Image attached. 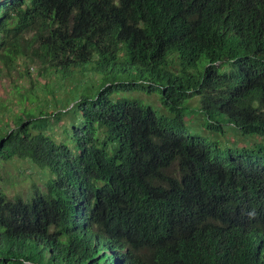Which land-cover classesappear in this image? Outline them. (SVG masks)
<instances>
[{
	"label": "trees",
	"instance_id": "1",
	"mask_svg": "<svg viewBox=\"0 0 264 264\" xmlns=\"http://www.w3.org/2000/svg\"><path fill=\"white\" fill-rule=\"evenodd\" d=\"M29 67L0 112V264H264V0H0V74ZM192 96L253 143L190 133ZM13 159L43 190L6 195Z\"/></svg>",
	"mask_w": 264,
	"mask_h": 264
},
{
	"label": "rangeland",
	"instance_id": "2",
	"mask_svg": "<svg viewBox=\"0 0 264 264\" xmlns=\"http://www.w3.org/2000/svg\"><path fill=\"white\" fill-rule=\"evenodd\" d=\"M32 69V67H29V71L31 73L30 77L25 75L22 77L19 76L17 70H12V76H8L4 72L0 74V112L2 109H4L5 113H3L1 117L7 118L8 121L10 119L9 116L6 115V112L10 114V107L15 109V111L17 110V105L15 102L16 96H14L12 93V87L14 86L16 81L19 87L27 88L29 86V79H35V75L37 74V71ZM21 70L24 71L25 69L21 68ZM86 76L87 74L80 75V78ZM50 78H52V76H50ZM64 79L65 78L60 79V82L63 81L64 86L59 87L58 85H56L53 95L56 96V98L63 100L69 99L70 95L72 94V90L78 88V81L79 84H81V79L79 78ZM120 79L121 77H118V80ZM93 80H97V78L94 77ZM131 95H136V98H142L141 101L144 104L151 106L158 113H166L165 107H163L160 102V94L158 93V91L151 94L140 91V93L134 92ZM44 96H46L48 100L53 99L52 95L50 94L38 93L39 99H44ZM126 96H130V94H126ZM2 103H5L7 107H5ZM35 103L36 102H34L32 105H35ZM32 105H29V107H31ZM187 105L188 108L185 110L186 114L184 120L190 133H198L206 137L208 140L217 139L223 146L240 147L253 143V139L244 137L240 130L235 129L230 125L223 124L222 132L210 130L207 127L208 125L204 115L199 110V100L197 97L192 96L188 98ZM57 108L58 107L54 108L53 106H49L48 111H52L53 109L57 110ZM64 119L65 117L63 116L62 120ZM64 122H66V119L64 120ZM40 124L41 123H39L38 120H35L30 124V127L34 131L43 130ZM45 129L46 132L52 135L57 141L66 140V135L63 133L62 126L54 125L53 128L46 127ZM66 142L69 143L68 141ZM72 145V142H70L69 146ZM1 174L2 188L6 195L9 198H12L14 195H19L23 199L29 198L35 188L43 190V182L47 176L43 169L38 168L37 166L26 160L19 159H13L10 162L5 163L1 169Z\"/></svg>",
	"mask_w": 264,
	"mask_h": 264
}]
</instances>
